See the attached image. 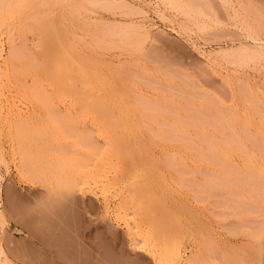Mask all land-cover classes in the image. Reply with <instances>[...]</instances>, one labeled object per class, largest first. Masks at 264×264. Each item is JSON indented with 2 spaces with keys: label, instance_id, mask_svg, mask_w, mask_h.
Instances as JSON below:
<instances>
[{
  "label": "rangeland",
  "instance_id": "374dc122",
  "mask_svg": "<svg viewBox=\"0 0 264 264\" xmlns=\"http://www.w3.org/2000/svg\"><path fill=\"white\" fill-rule=\"evenodd\" d=\"M0 14V264H264V0Z\"/></svg>",
  "mask_w": 264,
  "mask_h": 264
},
{
  "label": "bare ground",
  "instance_id": "6f19581e",
  "mask_svg": "<svg viewBox=\"0 0 264 264\" xmlns=\"http://www.w3.org/2000/svg\"><path fill=\"white\" fill-rule=\"evenodd\" d=\"M39 5L42 6V4H39ZM11 9H12V8H11ZM5 10H6V9H5ZM47 10H48V9H47ZM5 12H6V11H5ZM12 12H13V11H12ZM53 13H54V12H50V13L48 12L47 14H53ZM5 14H6V13H5ZM27 14H28V13H27ZM0 15H1V14H0ZM53 15H54V14H53ZM2 17H3V16H2ZM45 17H46V16H45ZM45 17H44V18H45ZM5 18H6V17H5ZM44 18H43V19H44ZM46 18H49V17L47 16ZM50 18H51V17H50ZM7 19H8V18H7ZM4 20H5V19H4ZM50 20H51V19H50ZM6 24H7V23H6ZM41 25H42V24H41ZM50 26H51V28H52V27L54 28V25H53V26L50 25ZM44 28H45V27H44ZM53 28H52V31H55V30H53ZM54 29H55V28H54ZM46 30H47V29H46ZM47 32H48V30H47ZM53 35H55V34H53ZM46 36H48V35H46ZM54 37H55L56 40L58 39V37H57L56 35H55ZM55 39H54V40H55ZM58 41H59V40H58ZM58 41H57V42H58ZM50 42H51V41H50ZM55 43H56V42H55ZM59 44H61V43H56L57 46H58ZM59 46H60V45H59ZM62 49H63V48H62ZM63 51H65V50H63ZM61 52H62V51H61ZM16 56H17V55H16ZM13 57H14V56H13ZM15 58H17V57H15ZM73 61H74V60H73ZM62 62H63V61H62ZM76 62H77V61H76ZM76 62H74V63H76ZM76 65H78V64H75L74 67H76ZM71 66H72V64H71ZM71 66H70V67H71ZM71 73H72V72H71ZM71 73H69V74H71ZM71 75L73 76V74H71ZM71 75H70V76H71ZM60 78H61V77H60ZM73 78H74V77H73ZM67 80H68V79H67ZM36 90H37V89H36ZM72 90H73V89H72ZM91 90H92V89H91ZM74 91H75V90H74ZM74 91H73V92H74ZM36 92H37V91H36ZM87 92H88V91H86V93H87ZM76 94H78V93H76ZM79 94H80V93H79ZM36 95H37V94H36ZM36 97H37V96H36ZM37 98H38V97H37ZM96 98H97V97H96ZM96 98H95V99H96ZM99 98H100V96H99ZM99 98H98V99H99ZM94 102L96 103V100H95ZM101 102H102V101H101ZM85 103H86V102H85ZM102 104H103V102H102ZM86 105H87V104H86ZM99 105H100V104L98 103V106H99ZM114 106H115V105H114ZM83 107H84V106H83ZM98 108H99V107H98ZM106 108H107V106H106ZM109 108H110V107H109ZM99 109H101V107H100ZM104 110H105V107H104ZM107 110H108V108H107ZM110 110H111V109H109V111H110ZM0 111H1V110H0ZM107 113H108V111H107ZM107 113H106V114H107ZM87 114H88V113H87ZM103 116H104V115H103ZM104 117H105V116H104ZM104 117H102V118L104 119ZM110 117H111V116H110ZM110 117L108 116L107 118L109 119ZM24 118H25V117H24ZM56 118H57V117H56ZM107 118L105 117V119H107ZM114 118H115V117H114ZM54 119H55V118H54ZM57 119H58V118H57ZM60 119H61V118H60Z\"/></svg>",
  "mask_w": 264,
  "mask_h": 264
},
{
  "label": "crops",
  "instance_id": "0c3cea01",
  "mask_svg": "<svg viewBox=\"0 0 264 264\" xmlns=\"http://www.w3.org/2000/svg\"><path fill=\"white\" fill-rule=\"evenodd\" d=\"M12 251L15 255H20L19 249L12 248Z\"/></svg>",
  "mask_w": 264,
  "mask_h": 264
}]
</instances>
